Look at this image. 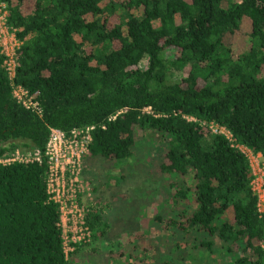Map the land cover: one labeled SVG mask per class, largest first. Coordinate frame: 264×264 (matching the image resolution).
<instances>
[{
  "label": "trees",
  "instance_id": "trees-1",
  "mask_svg": "<svg viewBox=\"0 0 264 264\" xmlns=\"http://www.w3.org/2000/svg\"><path fill=\"white\" fill-rule=\"evenodd\" d=\"M1 1L20 41L13 82L41 115L12 97L0 53V153L20 145L40 153L0 165V264H79L105 246L113 252L93 203L90 241L65 256L45 193L47 128L85 125L93 126L88 153L107 161L142 142L161 150L168 199L154 220L168 247L158 264H188L194 252L215 253L206 264H264V209L235 147L259 152L264 168V0ZM209 122L231 139L200 124Z\"/></svg>",
  "mask_w": 264,
  "mask_h": 264
},
{
  "label": "rangeland",
  "instance_id": "rangeland-1",
  "mask_svg": "<svg viewBox=\"0 0 264 264\" xmlns=\"http://www.w3.org/2000/svg\"><path fill=\"white\" fill-rule=\"evenodd\" d=\"M30 3L25 2L24 12ZM135 146L130 157L118 161H107L90 152L83 156L82 175L91 188L86 203L102 206L100 214L110 226L107 237L114 243V250L107 251L105 246L97 253L83 254L78 257L79 264H158L167 258V239L154 220L163 214L168 199L167 177L156 170L161 150L147 149L143 142ZM5 148L8 153L12 151ZM16 149L27 154L32 148L20 145ZM147 242L149 251L141 245ZM119 249L123 253L114 254ZM187 257L188 264L218 261L215 253L202 256L194 252Z\"/></svg>",
  "mask_w": 264,
  "mask_h": 264
},
{
  "label": "built area",
  "instance_id": "built-area-1",
  "mask_svg": "<svg viewBox=\"0 0 264 264\" xmlns=\"http://www.w3.org/2000/svg\"><path fill=\"white\" fill-rule=\"evenodd\" d=\"M19 44L15 31L6 23L5 3L0 0V53L3 56L2 66L11 85L12 97L23 108L40 116L38 102L25 88L13 82L16 68L15 52ZM142 111L149 112V107ZM184 118L188 121L195 120L192 117ZM200 124L205 125L211 133L231 139L230 133L216 123ZM92 130V125L73 127L68 131L55 127L47 128L43 148L46 165L44 187L47 199L57 207V226L65 256L77 245L88 243L91 238L90 229L85 222L86 205H89L86 202L90 199L91 188L82 175V159L88 153ZM235 147L247 160L251 175L249 187L255 196L257 211L262 212L264 209L262 155L240 144H235ZM39 158L40 153L37 149H31L29 153L23 154L15 148L10 153L6 151L0 153V165L39 161Z\"/></svg>",
  "mask_w": 264,
  "mask_h": 264
}]
</instances>
